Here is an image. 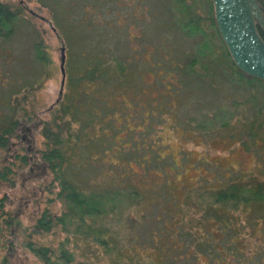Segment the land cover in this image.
<instances>
[{
  "label": "trees",
  "instance_id": "16d2710c",
  "mask_svg": "<svg viewBox=\"0 0 264 264\" xmlns=\"http://www.w3.org/2000/svg\"><path fill=\"white\" fill-rule=\"evenodd\" d=\"M257 1L264 11V0ZM187 3L189 0L166 1L158 6L159 14L155 15V21L159 20L160 25L164 23L172 29V33L180 30L179 33H184L187 40L186 43L180 40L184 51L179 56L183 61L175 76L178 89L182 90L183 86L181 96L202 91L201 101H206V90H217L215 78L223 81L225 77L227 83L235 88L225 101L232 100L240 107L250 105L252 117L245 129H240L238 134L229 133V138L235 139L233 137L238 135L236 139L240 142L247 136L254 145L257 136L264 132V83L248 78L236 69L215 28L211 7L208 26L213 31L210 37L203 35V42H193L194 38H200L202 30L199 20L193 16V6ZM44 5L50 6L48 2ZM61 6L57 3L54 8L53 23L57 29H64L66 25ZM22 14V8L12 10L0 3V43L9 42L25 25L20 17ZM161 15L166 19L163 20ZM27 30L29 40L33 41L34 32ZM259 32L264 38V34ZM106 35L104 42L107 43L98 38L92 50L87 47V52H80L75 57L74 68L69 61V77L66 83L64 80L67 94L61 97L53 121L42 129L46 139L45 149L41 151L42 164L52 173L53 182H58L60 191L56 198L66 203L67 211L55 217L44 210L34 225V231L49 233L58 225L76 224L85 244L96 243L118 251L117 237L113 235L109 241L110 232L104 231L100 225L127 205H146L149 200L142 198L140 189L134 184L133 179L138 177L139 182L153 185L160 193L163 205L155 214L159 215L158 219L153 213L148 214L155 219V225L165 226L168 223L174 228L172 231L179 239L172 245L173 249L169 248L171 252L191 259L194 264H264V172L240 173L230 168H211L206 166L209 164L207 161L200 158L197 167L202 175L194 183H183L187 166L192 161L190 155L183 153L178 164L167 153L169 148L163 144L158 130L160 122L164 127L169 119L175 132H200L204 135L219 130L227 132L229 121L221 118L205 122V119L188 113L189 116H182L173 109L172 93L176 95L180 92L175 88L169 93L170 101L160 103L158 109L152 111L151 121L142 133L146 137L138 141L134 138L136 132L129 126L131 117L124 112L130 106H127L124 95L119 96V90L132 88L140 80L135 79L136 67L129 61L126 44L121 45L117 37ZM215 36L220 40L221 47L215 44ZM113 40H116L115 51L109 50ZM30 45L32 55L25 63L12 56L11 64H7L11 69L8 76L11 86L0 84V111H3L0 112V149L7 148L10 139L18 137V133L25 135L31 132L25 122L31 121V113L23 108L22 103L26 96L23 99L18 96L22 90L33 89V84L39 81L41 75L38 65L43 66L41 72L45 73L50 61L43 42ZM187 48L190 54L185 55ZM4 50L7 49H0V58L8 57ZM120 52L125 54L119 56ZM155 67H161V64L156 62ZM161 72L166 78L172 75L169 70ZM121 106L122 116L118 113ZM165 114H169L170 118H166ZM144 122L145 119L141 120L139 129L146 126L147 122ZM123 135L127 138L124 139ZM145 138L150 141L145 142ZM239 145L246 153L252 148L256 150L257 146L244 141ZM258 147L259 152L264 153V144ZM109 155L111 161H107ZM114 161H119V165ZM196 162L193 161V167ZM260 166L258 162L257 169ZM211 169L215 170L217 177L205 175L204 172ZM9 174L11 170L4 168L0 180L7 181ZM87 174L91 175L87 177ZM102 176L104 179L98 182ZM178 191L182 193L181 200L175 197ZM25 248L42 264H73L74 261L72 254L62 247L54 251L29 241ZM173 261L165 257L160 264H173Z\"/></svg>",
  "mask_w": 264,
  "mask_h": 264
},
{
  "label": "rangeland",
  "instance_id": "374dc122",
  "mask_svg": "<svg viewBox=\"0 0 264 264\" xmlns=\"http://www.w3.org/2000/svg\"><path fill=\"white\" fill-rule=\"evenodd\" d=\"M166 1L169 0H0V3L8 5L12 10L22 8L23 14L20 17L26 22V26L19 28L9 42L0 43V49L6 48L4 53L8 56L0 58V84L11 86L8 79L11 69L7 64H11L12 56L25 63L32 55L30 43L43 42L47 59L50 61L46 65L45 73L41 72L43 66L38 65L41 75L39 81L33 84V89L22 90V94L18 96L20 99L26 96L22 103L23 108L31 113V121H25L31 132L25 135L18 133V137L10 139L7 148L0 149V173L4 168L11 170L7 181L0 180V264H42L25 248L29 241L54 251L60 247L64 248L72 254L73 264H160L165 257L174 260L173 264H194L191 259L179 257L177 253L169 250L177 243L178 235L173 233L174 228L167 222L165 226L154 224L155 219L159 217L155 214L159 212L160 205H163L160 202V193L153 185L139 182L138 177L133 179L134 184L140 189L142 198L149 200L146 205H127L103 220L100 225L104 231L110 232L109 241L113 235L117 237L118 251L96 243L85 244L84 237L77 232L76 224L58 225L49 233L34 231V225L44 210H48L55 217L67 211L66 203L56 198L60 191L58 182H53L52 173L43 166L41 160V151L45 149L46 142L42 129L45 124L53 121L56 111L59 110L61 97L67 94L60 71L61 49L65 48L66 83L71 67L69 61L74 68L75 57L80 52H87V47L92 50L98 38L104 42L108 34L115 39L117 37L121 45L126 44L125 49L129 52L125 53L128 54L129 61L135 64V79L140 80V83H134L132 88L119 90V96L124 95L127 106H130V109L124 112L131 117L129 126L136 132L134 138L140 141L149 120L151 121L152 111L158 109L160 103H168L169 93L175 88L178 89L175 78L178 74L177 68L183 61L179 55L184 51L180 40L182 43L187 42L184 33H179L180 30L172 33V29L164 23L160 25L159 20L155 21V15L159 14L158 6ZM46 2L50 4L49 7L44 5ZM57 3L63 8L62 18L66 20L64 29H57L53 23ZM187 4L193 6V16L195 20H199L202 30L200 38H194L193 42L201 43L204 40L203 35L210 37L213 31L208 26L210 7L213 12L211 0H189ZM160 17L166 19L162 15ZM27 29L34 32L33 41L29 40ZM58 33L63 37L60 38ZM214 42L221 47L218 37L215 36ZM116 49V40H113L109 50ZM185 51V55L190 54L188 48ZM125 53L120 52L118 55ZM156 62H159L161 67H155ZM160 69L169 70L172 75L166 78L164 72L159 73ZM215 80L218 84L215 86L217 90H206V101H201L202 91L190 96H181V86L182 90L178 89L180 92L176 95L172 93V105L182 116H199L200 119H205V122L224 118L230 123L227 132L219 130L204 135L200 132H175L170 127L169 119L166 124L163 121L164 127H161L160 122L158 128L163 144L169 148L167 153L171 154L178 164L183 153L190 155L192 161L187 166L183 183H194L202 175L203 172L197 167L200 158L207 161L209 164L206 166L211 168H230L231 171L240 173H253L256 170L264 172V153H260L258 147L264 144V132L257 136L254 145L247 136L239 142L236 139L239 138L238 135L233 137L235 139H230L228 135L238 134L240 129H245L250 124V105L240 107L235 105V102L232 103V100L225 101L235 88L227 83L225 77V81H221L219 77ZM20 83L23 81L20 80ZM240 100L242 98L238 99ZM122 108L123 106L118 109L120 116L123 115ZM0 112H3L2 109ZM168 115L165 114L166 118H170ZM143 119L147 124L144 122L146 126L139 129ZM241 122L244 124L239 125ZM123 137L127 138L126 135ZM143 140L147 143L150 141L148 138ZM241 141L252 146L257 145L256 150L252 148L246 153L239 145ZM195 160L198 162L193 167ZM107 161H111L110 155ZM258 162L261 166L257 169ZM114 163L119 165V161ZM204 173L208 177H217L213 169ZM90 175L87 174V177ZM103 179V176L98 178V182ZM175 197L181 200L182 193L178 191ZM148 213H153L156 218L151 219Z\"/></svg>",
  "mask_w": 264,
  "mask_h": 264
},
{
  "label": "water",
  "instance_id": "95a60500",
  "mask_svg": "<svg viewBox=\"0 0 264 264\" xmlns=\"http://www.w3.org/2000/svg\"><path fill=\"white\" fill-rule=\"evenodd\" d=\"M215 28L238 71L264 83L263 9L257 0H211ZM53 32L55 30L53 29ZM64 48L60 71L65 80Z\"/></svg>",
  "mask_w": 264,
  "mask_h": 264
}]
</instances>
